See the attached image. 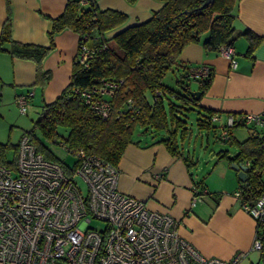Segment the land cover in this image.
<instances>
[{"label":"crops","instance_id":"0c3cea01","mask_svg":"<svg viewBox=\"0 0 264 264\" xmlns=\"http://www.w3.org/2000/svg\"><path fill=\"white\" fill-rule=\"evenodd\" d=\"M8 1L9 12L6 0H0V33L9 17L12 40L48 46L51 29L48 18L60 15L67 0ZM97 5L100 9L111 8L127 14L125 26H130L150 18L152 11L158 10L162 3L137 0L134 5H129L125 0H97ZM232 14L234 33L238 35L232 45L237 62L235 68H231L229 60L218 51L203 47L202 41L207 38L203 35L201 41L183 48L178 56L177 69L167 74L163 81L176 87V76H180L184 66L203 64L211 69L210 85L198 95V103L187 113L188 136L179 144L182 157L171 155L164 145L155 142L164 138L166 133L154 136L137 134L117 165V188L143 201L149 210L166 213L179 222L178 233L204 255L229 260L237 253H243L237 264H264V256L252 249L255 221L234 196L244 182L223 157L225 154L218 155L220 151H226V155L232 157L238 150L225 143L223 147L215 145L222 143L217 136L225 127L228 116L264 114V0H238ZM246 30L261 38L250 53H247V38L240 35ZM116 31L108 33L107 37ZM53 43V50L42 61L43 70L49 73L42 88L35 84L36 64L11 56L7 51L8 44L0 43V144L8 145L4 151L0 150V160L6 166H13L16 146L24 132L29 130L24 119L16 113V95L31 90L33 97L28 109L33 105L42 106L52 103L70 82L73 62L79 53V36L64 30L54 36ZM183 81L191 92L198 91V81ZM104 97L109 98V95L104 94ZM205 109L214 112L212 116L216 120L211 122L209 129H200L191 118L195 121L202 117L206 114ZM238 125L229 133L231 138L242 142L250 133L247 127ZM194 130L197 131L196 138L193 137ZM205 131L207 135L212 133L213 141L207 139L206 143L203 142L201 136ZM198 136L201 138L199 144ZM48 149L54 154L49 145ZM184 158H187L189 167ZM61 161L66 163L63 158ZM240 163L248 166L246 162ZM198 182L204 192L202 202L190 208L192 187Z\"/></svg>","mask_w":264,"mask_h":264},{"label":"trees","instance_id":"16d2710c","mask_svg":"<svg viewBox=\"0 0 264 264\" xmlns=\"http://www.w3.org/2000/svg\"><path fill=\"white\" fill-rule=\"evenodd\" d=\"M125 1L129 5L137 2ZM156 1L162 6L152 11L150 18L125 26L127 14L111 8L100 9L97 0H84V3L67 0L60 15L48 18L51 22L48 46L12 40L10 19H6L0 43L8 44L7 51L11 56L36 64L35 84L41 88L49 79V73L42 68V61L53 50V39L57 33L64 30L76 33L79 36L78 52L81 46L90 51L84 63L76 58L69 84L52 103L41 106L40 118L23 134L30 137L37 152L47 160L65 164L45 143L59 136L69 149L83 150L117 167L127 145L134 142L137 134L147 133L153 136L166 133L164 138L155 142L164 145L171 155L182 157L179 144L188 136L187 113L193 110L192 106L199 99L190 94L186 81H183L191 79L189 74L193 67L182 68L180 76H176V87H170L163 81L167 74L177 69L178 56L183 48L201 41L203 35H207L202 41L206 50L219 52L222 47L233 45L238 35L234 33L232 11L238 0H213L204 8H200L204 0ZM6 9L9 12L8 0ZM113 31L116 33L107 37ZM240 35L248 40L247 53L261 40L249 30ZM211 78L210 69L208 77L196 80L200 94L210 85ZM107 83H116L117 88L109 98L101 95L110 103L109 116L103 119L84 103L80 91L106 88ZM205 112L195 119L200 129H209L213 121L214 112L208 109ZM241 125L250 133L242 142L231 138L230 133L226 141L217 136L219 141L236 147L237 154L228 157L226 151H220L218 155L224 153L222 156L230 164L247 163L246 181L239 191L238 200L252 206L264 195V128ZM58 129L65 130L66 135H60ZM7 146L0 144V150L4 151ZM183 160L189 167L187 158ZM0 162L4 165L3 160ZM199 187L201 184L198 182L192 191L194 189L202 196L204 192Z\"/></svg>","mask_w":264,"mask_h":264},{"label":"built area","instance_id":"2783aa9c","mask_svg":"<svg viewBox=\"0 0 264 264\" xmlns=\"http://www.w3.org/2000/svg\"><path fill=\"white\" fill-rule=\"evenodd\" d=\"M219 53L235 68L232 46ZM89 56L81 46L79 60L84 63ZM209 73L201 64L191 68L189 76L198 80ZM116 88V83H107L106 88L80 91V96L95 115L106 119L110 103L101 95H112ZM32 97L31 90L16 95L21 114H27ZM239 123L264 126V114L228 116L220 139L228 140L230 129ZM50 142L72 155L73 163L47 160L23 135L13 166L0 164V264H237L243 257L204 255L178 233L179 222L118 190L116 166L83 150L73 151L62 139ZM234 196L238 199L239 191ZM201 202L193 189L190 208ZM241 208L255 221L252 249L264 254V195ZM93 221L103 227L93 228Z\"/></svg>","mask_w":264,"mask_h":264},{"label":"rangeland","instance_id":"374dc122","mask_svg":"<svg viewBox=\"0 0 264 264\" xmlns=\"http://www.w3.org/2000/svg\"><path fill=\"white\" fill-rule=\"evenodd\" d=\"M15 107H16V113H17L18 117H22V119H24V122L27 125V128H29V130L32 128L33 124L40 118V116H41L40 114L42 113L41 106H37V105H33V106L29 107V109L27 111L28 115L20 114V112L18 111L17 106H15ZM192 116L195 117V114L193 113ZM191 119H192L193 122H195L193 118H191ZM6 132H8V130ZM58 132L62 136L66 135V131L65 130L58 129ZM193 133H194L193 137L196 138L197 137V131L194 130ZM201 138H203V142H205V143H206L207 139H209L210 141H213L212 133H209L207 135L206 131L203 132V135L201 136ZM201 138L198 136V138H197L198 144L201 142ZM61 139H62V137L57 136V140H61ZM46 143L50 146V148L53 149L54 154L59 159L62 160V158H63L66 161V163H68V164H72L73 163L74 158H73L72 155L68 154L67 156H64L65 153H66V152H63L64 150H62L60 148H57V145L51 143L50 141H46ZM215 145H217V147H219V146L223 147V146H226L227 144L225 145L222 142V143H218V144H215ZM80 187H81L82 190H84L83 185H80ZM91 226L93 228H95V229H101L103 227V225L101 223L95 222V221L92 222Z\"/></svg>","mask_w":264,"mask_h":264},{"label":"water","instance_id":"95a60500","mask_svg":"<svg viewBox=\"0 0 264 264\" xmlns=\"http://www.w3.org/2000/svg\"><path fill=\"white\" fill-rule=\"evenodd\" d=\"M213 2V0H204L203 4L200 6V8H204L206 5L211 4ZM190 94L193 95L195 97V99H197L198 95L200 94L199 91H195V92H191ZM231 167L237 172V175L239 177V179L242 182L246 181V165H242L241 163H231Z\"/></svg>","mask_w":264,"mask_h":264}]
</instances>
